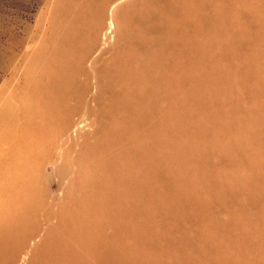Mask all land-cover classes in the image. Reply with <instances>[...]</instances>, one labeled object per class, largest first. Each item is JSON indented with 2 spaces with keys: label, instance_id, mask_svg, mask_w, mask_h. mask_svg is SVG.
<instances>
[{
  "label": "bare ground",
  "instance_id": "6f19581e",
  "mask_svg": "<svg viewBox=\"0 0 264 264\" xmlns=\"http://www.w3.org/2000/svg\"><path fill=\"white\" fill-rule=\"evenodd\" d=\"M111 1L56 0L51 45L22 58L39 106L24 108L19 137L0 161V264H22L28 246L27 264H239L229 250L232 241L247 244L245 208L256 211L251 221L264 236V0ZM108 16L114 24L105 25ZM244 18L255 25L249 37L238 30ZM111 24L117 42L106 50ZM95 51L102 57L91 59ZM236 66L248 83L240 84ZM89 73L92 178L80 181L75 210L63 209L61 221L31 243L29 223L50 177L43 167L63 171L54 141H71L87 125L86 109L71 117L87 97L80 76ZM7 129L11 142L15 130ZM214 155L229 162L215 165ZM235 202L241 208L229 231L213 209ZM253 252L240 260L255 264Z\"/></svg>",
  "mask_w": 264,
  "mask_h": 264
},
{
  "label": "rangeland",
  "instance_id": "374dc122",
  "mask_svg": "<svg viewBox=\"0 0 264 264\" xmlns=\"http://www.w3.org/2000/svg\"><path fill=\"white\" fill-rule=\"evenodd\" d=\"M117 1H120V0H112L111 2L115 3ZM239 1L240 0H235V3H238ZM114 3H111L107 8V12L110 14L112 13V11L110 12V10ZM231 7L234 9L233 1H232ZM59 13H61V10L58 9L56 0H0V116L3 119L5 118L4 120H6V122H2L3 119L0 117V120H2L0 121V133H1L0 134L1 135L0 136V157H1L0 161H3L1 159H4V158H5L4 160H6L9 157L10 150L8 149L12 148V141L16 139L14 141L15 143L17 141V138L19 137L18 132L21 131L20 125L23 124V120L25 119L23 115L25 113V110H27V109L24 110V108L25 107L27 108V106L32 103L34 105L39 106L38 104L39 97L34 96L33 94H30V89L28 88V84L26 83L25 80H23V74L25 70V62L23 61V59L26 60V57L32 58L35 55H37L36 53L39 52L41 47L51 45L52 40L54 39V36H55V30L52 26V23L54 24L56 19L55 18L53 19V16L57 17ZM110 19L111 17L108 16L105 21V25H108V22L109 24L110 22L114 24L113 21ZM237 26L239 27L238 30L240 34L243 35L244 37H249L252 33L251 32L252 27L253 28L255 27L253 22H251V19L248 20L246 18L240 19ZM113 29L114 28L112 25V33H110V36L107 40V43H109L110 45L106 43L105 45L106 50L110 49L113 46V44L115 45V43L117 42V34L115 31H113ZM20 47H23L24 49ZM12 54H14V56H12ZM99 54L100 53L95 51L91 59L94 56H95L94 58H96L97 57L96 55H99ZM107 54L108 53L104 54L103 57L107 56ZM238 54L240 57H242L244 55V50L239 51ZM238 54L235 53L233 57L235 59H238ZM99 56L97 57V59L102 57V56L100 57ZM11 57H13L14 60ZM17 62L19 63L22 62L23 65ZM88 62L86 63L85 66L88 65ZM13 69L16 71V73ZM13 71H14V76L11 75ZM235 74L237 76V79L240 81V84L244 85L248 83V79L244 77V75H242L239 67L237 66L235 69ZM80 80L81 81L85 80L87 83H89L90 87H89L88 92L86 93L87 97H85V101L82 104H79L80 107L77 105L78 108H76L74 115L71 117V121L74 122V121L81 119L82 118L81 115L85 113L84 111L86 109L87 116L86 114L85 116L84 115L83 116L84 118H86L85 121L88 120L87 122H85V124L87 125H85L83 131H81L79 135L74 136L75 138L73 137L71 141L62 139V140H65L64 142V141H61L60 138L57 139L56 142L54 141L55 143L54 149L57 152L58 150H61L60 152L62 155L61 157L56 159V161L60 163L61 166H63V171L55 172L50 164H45L43 167L45 174L50 175V177H49L47 184H45V191L43 193L44 198H42V201L38 202V205L35 208V210H37V212H34L35 213L34 215H36L35 216L36 218L34 217V219L31 220L34 225L33 224L31 225V223H29V230L33 234V240L31 241V243L35 241L36 239L40 240L41 237L46 235V232H47L46 229L48 227L50 228L51 226L58 224V222L61 221L63 209H67V210L70 209L72 211L75 210L74 208H76L77 206V204L75 205V201L78 199L79 193L81 192V188H82L80 186L82 184L80 183L81 182L84 183L88 181L90 178H92V175H90L91 173L90 169L86 165V163L89 165L88 162L90 160L89 152L87 151L86 148L89 143L91 144L94 141V138H95L96 123L94 122L95 115L93 114V111H92L93 109L92 107L94 106L95 103L92 101V97H91L94 92V89L92 88V85H93L92 83L94 82V80L90 73L88 76L81 75ZM201 91L202 93H204L203 90ZM248 94L250 93L247 92V95ZM33 100L34 102H32ZM11 107L13 110H14L13 107H15V114H14V111L11 110ZM6 108L7 109L9 108L8 111L11 114L8 113ZM3 110H5L6 113ZM1 111L3 112L1 113ZM12 113L15 115V118H16L13 125H11L10 123H7L8 122L7 115L9 114L12 115ZM248 114L251 116L252 112L249 111ZM2 115H4L5 117ZM37 116H40V115H37ZM22 117L24 119H22ZM8 127L9 129L11 128L12 131L15 130V132H12L11 134V136L14 138L9 139V141L11 142L7 141L8 140L7 135L5 134L6 132H8V129H7ZM50 127L51 126H49V128ZM43 135H45V137L48 135L47 137L51 138V140L53 141L54 130L51 128L50 132H48L47 135L46 133H44ZM246 135H248L249 138L252 137V134L250 132H247ZM4 139H7V140H4ZM21 148L22 147H20V149ZM5 149L6 151H4ZM54 153L56 154V152ZM2 154L4 158L2 157ZM76 154H79V156ZM87 154H88V157H87ZM76 156H78V158ZM85 159H88V162H86ZM19 160L17 159L15 162L13 161L12 165L14 166V163H15V167H18L20 163H23V160L21 158ZM30 161H32L33 163H36V165L35 164L34 165L39 167L40 162L36 161L35 158L31 159ZM212 161L216 165V164L221 163L222 161L229 162V159L228 158L226 159V157H220L218 155L217 156L214 155L212 157ZM33 163L31 164L32 167H33ZM244 173L247 176L256 175L255 171L252 169L251 170L248 169ZM7 174L10 177H14V173L10 174L8 172ZM189 176L191 177V174H189ZM81 178H83V181L81 180ZM191 180L195 182L193 178H191ZM239 208H241V203L235 202L228 208L213 209L215 217L223 225L222 228L228 227L229 231H231L230 229L232 228V225L235 222L234 212ZM244 212L248 219L247 220L248 223L246 224L247 230L245 229L247 232V236H246L247 244L244 247H240L237 242L234 243V241H232L231 247L229 250L230 256L234 260H236L239 264H244L240 260V256L243 254L244 255L248 253L250 254V252L254 250V252L252 253V255H254L253 262L255 264H263L264 262L263 260L264 259V236H263V239H260L259 236L257 237V228L255 227L257 226V224L255 223V221L254 222L251 221L254 218L256 211L251 207H247L245 208ZM192 219H195V218L193 217ZM30 225L33 228H30ZM106 230H107L106 234H110L111 227L109 226L106 227ZM173 236L179 237L180 233L178 231H174ZM254 236L256 237L259 244L263 248V251L261 253H258L257 250H255L256 244L253 241ZM30 251H31V247L30 246L26 247V249H24V251L21 252V255H19L18 263L21 262L22 264H27L26 259H29L30 256H28V254H31ZM255 252L257 253V255ZM24 255L26 256L25 261L21 259Z\"/></svg>",
  "mask_w": 264,
  "mask_h": 264
}]
</instances>
